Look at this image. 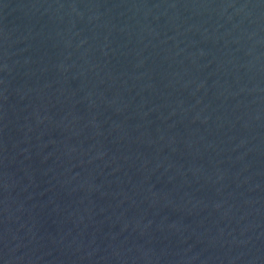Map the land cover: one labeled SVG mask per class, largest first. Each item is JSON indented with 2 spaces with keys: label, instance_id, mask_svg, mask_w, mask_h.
<instances>
[{
  "label": "water",
  "instance_id": "95a60500",
  "mask_svg": "<svg viewBox=\"0 0 264 264\" xmlns=\"http://www.w3.org/2000/svg\"><path fill=\"white\" fill-rule=\"evenodd\" d=\"M0 264H264V0H0Z\"/></svg>",
  "mask_w": 264,
  "mask_h": 264
}]
</instances>
